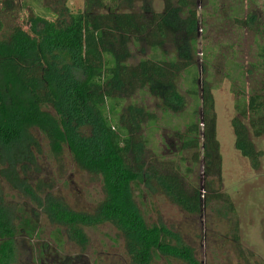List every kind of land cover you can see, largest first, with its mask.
I'll return each instance as SVG.
<instances>
[{"label": "trees", "instance_id": "1", "mask_svg": "<svg viewBox=\"0 0 264 264\" xmlns=\"http://www.w3.org/2000/svg\"><path fill=\"white\" fill-rule=\"evenodd\" d=\"M135 1L84 0L82 10L60 23L45 7L29 17L27 30L14 26L8 40H0V161L6 160L8 173L2 176L8 178L11 167L26 174L25 164L34 159L28 152L35 141L31 131L36 130L46 139L51 154H60L65 146L80 168L99 174L104 190V199L92 213L68 210L57 200L47 199L44 209L51 221L75 238L82 236V227L111 223L125 236L134 264H149L154 254L199 264L192 249L180 243L175 233L162 224L146 222L132 194V187L149 170L147 178L153 176L173 202L189 213H198L201 192L186 184L184 175H190L201 161L204 175L221 183L211 87L205 81L198 87L192 62L197 52V3L162 0V10L155 12L147 3L134 8ZM2 2L0 9L8 1ZM180 15L187 19L183 32ZM230 18L241 23L236 11ZM167 41L179 46L178 55L168 56L162 50ZM141 43L149 53L129 63L128 45ZM210 58L204 55V67ZM251 66L264 69L261 44ZM179 77L185 84L184 95L190 99L188 110L178 92ZM140 93L157 98L161 117L132 102L122 109L124 100ZM236 94L238 116L230 122L234 147L257 169L262 152L250 136L264 135V93ZM171 117H184L183 130L169 122ZM164 118L179 150L191 151V166L184 173L147 156L149 140L143 130ZM19 162L24 163L17 167ZM15 231L0 204V264H12ZM234 239L238 240L236 235Z\"/></svg>", "mask_w": 264, "mask_h": 264}, {"label": "rangeland", "instance_id": "2", "mask_svg": "<svg viewBox=\"0 0 264 264\" xmlns=\"http://www.w3.org/2000/svg\"><path fill=\"white\" fill-rule=\"evenodd\" d=\"M7 1L0 9V40H8L14 26L27 30L29 17L45 7L56 15L59 23L84 8V0ZM143 3L155 12L163 8L162 0H138L134 8ZM196 3L197 52L192 62L198 73V87L204 81L211 87L221 183L216 182V177H206L202 162L196 163L193 172L183 177L186 184L191 183L201 192L200 211L189 213L168 197L153 176L147 178L148 170V176L132 187L133 199L148 224H162L175 233L180 243L192 249L199 264H264V135L250 136L255 148L262 152L259 167L253 169L235 149L230 125L231 119L238 116L236 93L244 96L264 93V69L251 66L256 62L257 45L264 47V0H196ZM235 11L240 24L230 18ZM185 17L178 18L182 32L187 29ZM178 49L170 41L162 46L168 56L178 55ZM128 50L127 61L131 64L149 53L143 43L128 45ZM205 54L211 55L207 67H204ZM177 84L181 102L188 110L191 104L184 95V81L179 77ZM131 102L136 108H146L161 117L156 97L135 94L123 101L122 109ZM167 121L164 118L163 122L143 130L149 140L147 156L152 155L168 168L172 166L173 171L184 173V168L191 166V151L179 150L170 123L178 125L181 131L186 120L171 117L169 124ZM31 133L35 141L28 152H32L34 159L25 164L24 176L11 167L8 178L3 177L7 164L5 159L0 161V204L16 227L12 264H134L125 236L111 223L82 227V236L75 238L67 228L48 218L44 209L47 199L57 200L68 210L94 212L104 199L102 178L80 168L65 146L60 154L53 155L46 139L36 130ZM217 194L221 197H211ZM149 264L184 263L154 254Z\"/></svg>", "mask_w": 264, "mask_h": 264}]
</instances>
